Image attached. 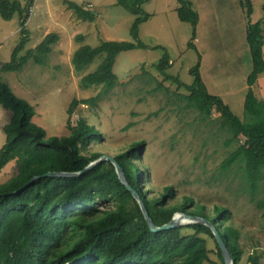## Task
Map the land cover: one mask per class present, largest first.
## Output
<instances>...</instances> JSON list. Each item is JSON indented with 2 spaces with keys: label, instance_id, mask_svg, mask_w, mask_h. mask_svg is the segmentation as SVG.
Segmentation results:
<instances>
[{
  "label": "trees",
  "instance_id": "1",
  "mask_svg": "<svg viewBox=\"0 0 264 264\" xmlns=\"http://www.w3.org/2000/svg\"><path fill=\"white\" fill-rule=\"evenodd\" d=\"M144 1L116 0V4L135 16L130 27L135 41L102 40L96 46L82 44L73 52L71 61L77 71L99 59L96 69L82 76L80 81L84 88L100 85L101 93L82 102L95 103L101 94L109 93L117 85L118 78L112 68L120 52L145 46L138 38V25L148 17L140 6ZM63 2L80 20L91 22L95 19V14L80 3ZM176 2L178 19L189 23L192 28L187 46L196 50L193 40L196 38L198 12L191 0ZM30 4L0 0V16L8 19L17 13L21 34L10 60L2 63L0 70L20 71L30 59L35 64L44 65L58 38L56 33H48L35 47L17 56L27 40L24 24L29 18ZM239 4L245 14V41L250 54L242 119L233 114L220 96L209 92L199 70L201 54L197 50L198 61L190 70L191 84L167 73L171 62L166 52L152 67L177 88L186 91L174 93L176 99L184 100V108L196 112L199 120L211 122L212 112H219L214 120L216 131L226 134L222 143L229 147L219 168L222 171L233 166L238 169L240 182L235 191H246L249 201L263 208L264 198L256 199L255 196L260 192L261 179H264V100L256 96L255 86L257 78L264 72V21L250 20L253 12L251 0H239ZM82 39L83 35L76 36L77 41ZM145 82L149 83V80ZM155 82L157 86L152 90L161 87V82ZM74 103L75 99L71 105ZM0 105L10 113L2 126L5 140L0 147V170L12 160L15 165L14 173L0 183V264H203L210 261L207 238L213 240L216 254L223 260L215 238L205 224L151 231L139 205L120 182L109 160L99 162L77 176H41L47 171H79L89 161L103 155L90 150L92 143L103 138L93 124L79 118L75 125L68 123L67 135L46 136L45 130L32 121L33 106L16 96L2 80ZM131 124L127 123L124 128ZM144 143L143 140L133 141L113 157L154 224L167 222L177 211L205 217L218 229L233 264H239L243 255L241 233L227 206L215 205L214 214H211L190 195L171 202L175 197L171 184L165 185L158 195L149 194L145 186L148 170L141 163ZM35 175L39 177L28 184ZM248 261L260 264V255L251 253Z\"/></svg>",
  "mask_w": 264,
  "mask_h": 264
},
{
  "label": "rangeland",
  "instance_id": "2",
  "mask_svg": "<svg viewBox=\"0 0 264 264\" xmlns=\"http://www.w3.org/2000/svg\"><path fill=\"white\" fill-rule=\"evenodd\" d=\"M16 1L21 5L30 4L29 0ZM72 1L92 11L95 19L80 20L63 0H31L29 18L24 24L27 40L17 56L35 47L48 33H56L58 38L44 65L30 59L20 71L0 70V80L33 106L32 121L45 130L46 136H65L69 133L68 123L75 125L77 119L83 118L103 137L91 144V151L114 156L131 142L143 140L141 163L148 170L145 186L149 194L158 195L165 185L171 184L175 189L171 202L190 195L211 214L215 205L227 206L241 233L243 255L239 264H250L251 253L259 254L260 264H264V207L258 208L249 201L246 191H235L240 182L238 169L233 166L222 171L219 168L229 148L222 143L226 134L216 131L214 120L219 112H212L211 122L199 120L196 112L184 108V100L176 99L174 93L186 91L152 67L166 52L171 62L167 73L191 84L190 70L198 61L197 51L200 52L199 70L209 92L220 96L233 114L242 119L250 54L245 28L240 31V23L235 20L243 15L246 23L239 0H192L199 16L193 40L197 51L187 46L192 28L178 19L176 0L144 1L140 6L148 17L138 25V38L145 46L116 56L112 70L118 83L109 93L101 94L95 103L82 101L99 95L101 86L84 88L80 80L96 69L99 59L77 71L71 61L73 52L82 44L96 46L102 40L135 41L130 34L135 16L116 4V0ZM251 1L250 20L264 21V0ZM19 30L17 13L8 19L0 16V66L10 60L12 50L19 44ZM79 34L83 35L82 41L76 40ZM155 80L161 82L158 90H152L157 86ZM255 94L264 100V77L255 86ZM73 99L75 103L71 105ZM9 116V110L0 105V147L5 140L2 126ZM129 122L132 124L124 128ZM14 170L12 160L0 170V183ZM259 187L256 199L264 198V179ZM207 247L211 249L210 261L203 264H224L211 238H207Z\"/></svg>",
  "mask_w": 264,
  "mask_h": 264
},
{
  "label": "water",
  "instance_id": "3",
  "mask_svg": "<svg viewBox=\"0 0 264 264\" xmlns=\"http://www.w3.org/2000/svg\"><path fill=\"white\" fill-rule=\"evenodd\" d=\"M104 160H109L113 164L118 179L131 192L135 201L139 205L141 212H142V215H143V217H144V219H145V221H146V223H147V225L151 231L158 232L161 230H167L170 228H176V227H179L182 225L193 224V223L205 224L206 226L209 227L212 235L215 238L216 244H217L218 249L221 253L224 264H233V260L230 256V253L226 247L225 242L223 241L222 237L220 236L218 229L216 228L214 223L209 221L207 218L202 217L200 215H192V214H187V213L177 211V212L173 213V215L171 216V218L167 222L162 223L161 225L154 224V222L152 221V219L148 215V212H147L146 208L144 207V204L141 201L139 195L131 186L128 185L122 168L120 167V165L117 163V161L114 159L113 156L100 155L99 157L89 161L88 164L86 166H84L79 171H47V172L43 173L41 176H54V177L77 176V175L83 173L84 171L94 167L96 164H98L99 162H102ZM38 177H39L38 175L33 176L30 179V181L28 182V184L31 183L33 180H35Z\"/></svg>",
  "mask_w": 264,
  "mask_h": 264
},
{
  "label": "crops",
  "instance_id": "4",
  "mask_svg": "<svg viewBox=\"0 0 264 264\" xmlns=\"http://www.w3.org/2000/svg\"><path fill=\"white\" fill-rule=\"evenodd\" d=\"M232 1H234V2H237V0H232ZM191 2H192V5H193V1L191 0ZM252 2V1H251ZM194 6V5H193ZM239 14V11L237 12V15ZM236 20V22H239L240 23V28H241V30L240 31H243V29L245 28V20L243 19V15H242V18H241V16H239L238 15V17H237V19H235ZM251 21H252V19H251ZM254 21H256V20H254ZM262 52H263V57H264V45H263V47H262ZM200 53V52H199ZM201 54V53H200ZM260 77H264V72L257 78V82H256V84L258 83V81L260 80Z\"/></svg>",
  "mask_w": 264,
  "mask_h": 264
}]
</instances>
